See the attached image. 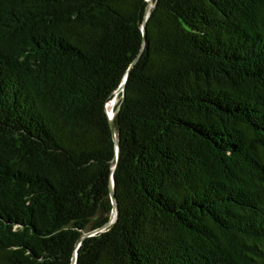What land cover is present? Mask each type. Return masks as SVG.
<instances>
[{
    "label": "trees",
    "instance_id": "16d2710c",
    "mask_svg": "<svg viewBox=\"0 0 264 264\" xmlns=\"http://www.w3.org/2000/svg\"><path fill=\"white\" fill-rule=\"evenodd\" d=\"M146 7L0 0V264H264V0Z\"/></svg>",
    "mask_w": 264,
    "mask_h": 264
},
{
    "label": "water",
    "instance_id": "95a60500",
    "mask_svg": "<svg viewBox=\"0 0 264 264\" xmlns=\"http://www.w3.org/2000/svg\"><path fill=\"white\" fill-rule=\"evenodd\" d=\"M153 7V0H147V7H146V12H145V19H144V22L142 24V29H143V33L144 35L146 34L147 32V29H146V22H147V18L150 14V10L151 8ZM138 59V58H137ZM136 59V60H137ZM135 60V61H136ZM127 77H128V73L126 74V76L124 77L123 81L121 82L119 88L117 89L116 93H115V96L118 95L120 92H122V96L124 97V94H125V86H126V80H127ZM115 98V97H114ZM113 98V99H114ZM112 99V100H113ZM111 100V101H112ZM110 101V102H111ZM109 102V103H110ZM108 103V104H109ZM120 105L119 104L117 106V108L112 111V112H109L108 111V108H107V112H108V117H109V121H110V126H111V130H112V133H113V136H114V139H115V143H116V157H117V161L119 160V155H120V141H119V138L117 137V134H116V127H115V122H114V118H115V115L117 114V112L119 111L120 109ZM108 106V105H107ZM116 169V165L112 168V171L114 172ZM110 196H111V199H112V202L114 204V208L112 210V213H111V217L110 219L101 227L95 229V230H92V231H89V232H86L84 233L78 240L77 242V248L79 247L80 243L82 242V240L85 238V237H88V236H92V235H95L96 233L98 232H101V231H104L105 229H107L115 220L116 218V215H117V206H116V197H115V180H114V176H112V179H111V183H110ZM76 260H77V251H75V254H74V257H73V261H72V264H76Z\"/></svg>",
    "mask_w": 264,
    "mask_h": 264
},
{
    "label": "rangeland",
    "instance_id": "374dc122",
    "mask_svg": "<svg viewBox=\"0 0 264 264\" xmlns=\"http://www.w3.org/2000/svg\"><path fill=\"white\" fill-rule=\"evenodd\" d=\"M119 97H115L109 104H108V111L109 110V105L111 106V112L114 110L116 103L118 102Z\"/></svg>",
    "mask_w": 264,
    "mask_h": 264
},
{
    "label": "bare ground",
    "instance_id": "6f19581e",
    "mask_svg": "<svg viewBox=\"0 0 264 264\" xmlns=\"http://www.w3.org/2000/svg\"><path fill=\"white\" fill-rule=\"evenodd\" d=\"M108 107V106H107ZM109 110H110V112H111V106L109 105Z\"/></svg>",
    "mask_w": 264,
    "mask_h": 264
}]
</instances>
